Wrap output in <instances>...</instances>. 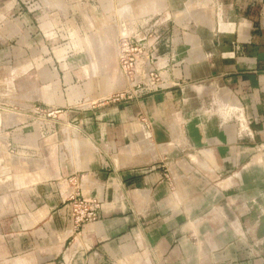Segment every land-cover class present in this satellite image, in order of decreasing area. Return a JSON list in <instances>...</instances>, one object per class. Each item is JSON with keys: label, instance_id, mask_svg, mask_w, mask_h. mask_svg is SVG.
I'll use <instances>...</instances> for the list:
<instances>
[{"label": "crops", "instance_id": "crops-1", "mask_svg": "<svg viewBox=\"0 0 264 264\" xmlns=\"http://www.w3.org/2000/svg\"><path fill=\"white\" fill-rule=\"evenodd\" d=\"M151 19L160 88L78 108ZM46 226L61 264H264V0H0V264Z\"/></svg>", "mask_w": 264, "mask_h": 264}, {"label": "built area", "instance_id": "built-area-1", "mask_svg": "<svg viewBox=\"0 0 264 264\" xmlns=\"http://www.w3.org/2000/svg\"><path fill=\"white\" fill-rule=\"evenodd\" d=\"M157 20H148L135 35L124 37L119 41V65L131 89L115 95L114 100L131 99L143 91H156L160 88L161 78L155 67L156 58L160 55V47L167 44L165 31L156 30ZM50 116V114H48ZM74 218L77 226L86 221H95L98 211L89 207L82 211L74 205Z\"/></svg>", "mask_w": 264, "mask_h": 264}, {"label": "rangeland", "instance_id": "rangeland-1", "mask_svg": "<svg viewBox=\"0 0 264 264\" xmlns=\"http://www.w3.org/2000/svg\"><path fill=\"white\" fill-rule=\"evenodd\" d=\"M119 89H120L119 91L112 92L113 93L112 95L111 94L103 95L102 97L91 98V100L84 99L77 104V107L81 109H86V110L88 109L91 112H95L98 109H102L105 107H110L112 105H115L116 103L120 101L123 102V100H130L127 98L114 100L115 95L125 93L129 91L131 87L125 84V85L120 86ZM93 97H97V96H93ZM134 97L135 96H133L131 99H133ZM37 111L39 113L45 114L46 116L50 114L51 117L61 112L60 110H57V111L50 110L49 111L41 107H37ZM65 205H68L69 207V216H70L71 226H72L71 230L75 231L76 233H78L81 230V226L83 224H87L93 221H86L83 224L77 226V224H75L74 222V218L75 216H77L76 213H74L73 211L74 205H77L79 209L82 211H85V209L89 207L95 208L97 211H100V208H101V203L97 201L96 199L83 198L80 195L69 197L66 200ZM41 234L44 236H41L40 234L35 235V231H30V232H27L24 236V241H25V245L23 247L24 254L29 255L31 258H33V260L28 261V264H61L62 261L60 257H57L55 260L53 259V257H55V255L58 253V250L60 248L59 241H58L60 235H58L57 230L55 233L53 229L50 231L49 228L46 226L44 229H42ZM6 248H7L6 251L8 254L10 255L15 254L16 252L15 246L8 245ZM93 249L94 248L92 247L88 248L89 251H93ZM107 263L118 264L114 261H109Z\"/></svg>", "mask_w": 264, "mask_h": 264}, {"label": "trees", "instance_id": "trees-1", "mask_svg": "<svg viewBox=\"0 0 264 264\" xmlns=\"http://www.w3.org/2000/svg\"><path fill=\"white\" fill-rule=\"evenodd\" d=\"M164 35H165L164 37H165V40H166L167 39L166 33H164ZM162 46H164V47H162ZM162 46H161L162 48H165V45L164 44H162ZM161 47H160V49H161ZM160 54H161V52H160Z\"/></svg>", "mask_w": 264, "mask_h": 264}]
</instances>
